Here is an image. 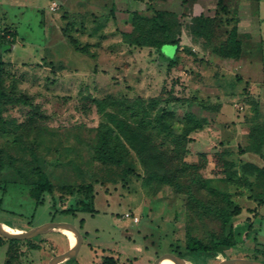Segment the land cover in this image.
I'll use <instances>...</instances> for the list:
<instances>
[{"label":"rangeland","instance_id":"1","mask_svg":"<svg viewBox=\"0 0 264 264\" xmlns=\"http://www.w3.org/2000/svg\"><path fill=\"white\" fill-rule=\"evenodd\" d=\"M227 1L209 40L192 39L189 22L210 4H165L179 15L181 31L176 64L169 66L163 55L173 56V44H163L161 55L125 42L118 30L132 28L129 10L150 13L147 0H0V32L13 40L0 50V157L5 170L21 173L20 182L0 189V222L17 232L64 224L80 238L70 264H99L105 255L118 264H159L184 254L190 236L210 242L231 221L234 246L215 258L180 257L196 264L264 261V181L242 167L264 165V0ZM233 24L239 57L214 55L211 47ZM68 36L85 50H76ZM161 107L174 114L168 118L173 133L184 131L186 112L202 119L185 136L181 159L188 166L172 182L160 178L177 163L154 121ZM122 130L149 138L154 175ZM103 137L120 162L98 158ZM36 166L53 184L39 204L29 195ZM90 200L93 213L61 211ZM234 204L240 212L226 222L224 211ZM46 234L66 238L60 229L18 238V264H48L57 255V242H47ZM6 246H0V264Z\"/></svg>","mask_w":264,"mask_h":264},{"label":"trees","instance_id":"2","mask_svg":"<svg viewBox=\"0 0 264 264\" xmlns=\"http://www.w3.org/2000/svg\"><path fill=\"white\" fill-rule=\"evenodd\" d=\"M169 0H147V10L150 13L146 14L139 10H129L128 12L132 18V28L128 31L120 30L124 41L129 44H134L137 46H152L155 47L158 52L163 55L160 51L163 44L170 43L173 44L174 54L173 56H165L168 60L169 66H174L176 64V55L179 49L180 42V22L179 15L176 12L167 9L165 4ZM192 2H201L205 4H210V6H205L204 10L198 14L193 15L189 22V33L191 38L194 40L204 39L209 40L213 32V26L217 20L220 13H227L228 11V1L227 0H191ZM160 5V7H157ZM111 16L114 15V8L111 7L109 10ZM14 35V33H13ZM4 32H0V50H6L7 44L13 42ZM69 42L76 50H85V47L77 46L75 39L69 37ZM12 39V38H11ZM5 41V42H4ZM211 52L222 58H238L241 53V41L238 36V29L236 24H233L227 32L225 39L211 47ZM2 62L0 60V67ZM151 104L155 102L154 98L150 99ZM207 108V106H206ZM174 114L171 110L166 107H161L154 118V121L159 125V129L165 132V136L169 138V142L172 144L171 152L176 157L177 163L174 171L165 172L161 179L172 182L171 177L176 176L182 171H185L188 164L182 162L181 154L183 152V144L185 142V136L188 131L200 127L202 124V119L193 116L190 112H186L182 117V122L184 124V131L181 133H173L171 129L172 122L168 120L169 117H173ZM122 135L127 139V141L135 149L137 155L139 156L143 165L149 170L150 175H154L149 166V159L155 157V154L148 147V140L145 135L142 137L138 131H126L122 130ZM98 158L102 161H115L120 162L122 160L121 154H117V148L113 145L110 146L108 139L103 137L99 147H98ZM243 169L254 173L257 177L264 181V165L259 166L251 162H244L242 165ZM36 173V178L30 182L29 195L35 199V203L39 204L42 202L40 199L41 194L44 192H51L53 187L52 182L49 180L45 172L38 166L34 168ZM7 172L12 174L8 177ZM21 181V173L13 169H4V164L0 157V189L5 192V186L8 183H16ZM1 200V199H0ZM91 200L89 204H84V202L79 201L73 208H63L62 212L70 213L78 210L88 211L93 213L95 210L91 205ZM240 212V207L236 204L233 205L231 212L224 211L225 221H229L232 215H236ZM34 239V238H33ZM21 240L15 237H4L0 234V246L7 243L5 251V264H18V259L15 257L17 253L21 250H17L18 244ZM235 241V230L233 222H229L225 233L219 237L211 240L210 242H203L196 237L190 236L186 240L184 254H179V256L189 255L196 258H215L218 253H222L226 249L234 246ZM38 243H31V247L37 248ZM75 260L74 257L68 258L64 264H70ZM99 264H118L116 258L111 255H105L102 257Z\"/></svg>","mask_w":264,"mask_h":264},{"label":"water","instance_id":"3","mask_svg":"<svg viewBox=\"0 0 264 264\" xmlns=\"http://www.w3.org/2000/svg\"><path fill=\"white\" fill-rule=\"evenodd\" d=\"M4 226H5V224L0 222V231L9 237H15V238H29V237H32V236L40 233V232L51 230V229H60V230L68 229V230H71L67 226H65L64 224L56 223V222L45 223V224H42L40 226H36V227L32 228L31 230H28L25 232L12 231L11 228L8 229V228H5ZM71 232L73 233V235L75 237L74 246L73 247L71 246L67 252L53 257L50 260L49 264H58L62 261L67 260L68 258L74 257V255L77 252L79 243H80V238L76 235V233L73 230H71ZM166 258L173 261V262H176V263H183V264L192 263L193 264V262H190L189 260H186L180 256H168ZM163 260H165V259H162L159 262V264H162ZM220 264H263V263L260 261L247 259V258H231V259H228V260L221 262Z\"/></svg>","mask_w":264,"mask_h":264},{"label":"crops","instance_id":"4","mask_svg":"<svg viewBox=\"0 0 264 264\" xmlns=\"http://www.w3.org/2000/svg\"><path fill=\"white\" fill-rule=\"evenodd\" d=\"M199 5L200 6V4H199V2H197V1H195L194 2V6H196V5ZM201 11H199L198 13H200ZM197 13V14H198ZM3 223V222H2ZM5 224V223H4ZM6 225V224H5ZM24 230H27L28 228H26V227H22ZM26 228V229H25ZM19 230V229H18ZM48 231V230H47ZM41 233H45V231H43V232H40V233H38V234H36V235H34V236H32V237H29V238H36L35 236H37V235H39V234H41ZM65 235H66V238L64 237V236H61V235H54V234H46V236H45V238H46V240H47V242H53V241H56L57 242V244H58V248L56 249V251H55V254H57V255H60V254H63V253H65V252H67L68 251V249L71 247V245H72V243H71V241L69 240V238H68V235L65 233ZM66 243H67V245H66ZM79 246H80V243H79ZM79 246H78V249H77V252H78V250H79ZM7 247V246H6ZM77 252H76V254H77ZM75 254V255H76ZM57 255H55V256H57ZM263 255H264V251H263ZM6 256V255H5ZM54 255H52V258L53 257H55ZM75 258V257H74ZM231 258H245V257H228V258H226V259H222V261L221 262H223V261H225V260H228V259H231ZM248 259V258H247ZM4 260H5V258H4ZM50 260L51 259H49V262H50ZM252 260H256V261H260V260H257V259H252ZM66 261V260H65ZM65 261H62V262H60V263H58V264H64L65 263ZM19 262V261H18ZM49 262H48V264H49ZM221 262H219V264L221 263ZM260 262H262L263 264H264V261H260ZM32 264H36V262L34 261V262H31ZM5 264V263H4Z\"/></svg>","mask_w":264,"mask_h":264},{"label":"bare ground","instance_id":"5","mask_svg":"<svg viewBox=\"0 0 264 264\" xmlns=\"http://www.w3.org/2000/svg\"><path fill=\"white\" fill-rule=\"evenodd\" d=\"M5 228H8V229H10L11 227L10 226H7V225H5L4 226ZM19 231V230H18ZM64 233H66L68 236H71L72 238H71V240L73 241V244L71 245L72 247L74 246V244H75V237H74V235H73V233L70 231V230H68V229H65L64 230ZM170 262H172L171 260H166V261H163L162 262V264H168V263H170ZM189 264H192V263H189ZM193 264H196V263H193Z\"/></svg>","mask_w":264,"mask_h":264},{"label":"built area","instance_id":"6","mask_svg":"<svg viewBox=\"0 0 264 264\" xmlns=\"http://www.w3.org/2000/svg\"><path fill=\"white\" fill-rule=\"evenodd\" d=\"M124 215H125L126 217H130V213H129V212H125ZM132 220H133V221H136V220H137V217H136V216H132Z\"/></svg>","mask_w":264,"mask_h":264}]
</instances>
